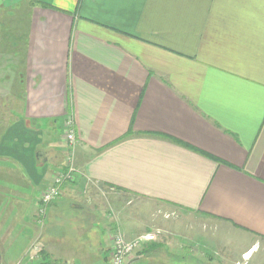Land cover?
Returning a JSON list of instances; mask_svg holds the SVG:
<instances>
[{
  "label": "crops",
  "instance_id": "obj_1",
  "mask_svg": "<svg viewBox=\"0 0 264 264\" xmlns=\"http://www.w3.org/2000/svg\"><path fill=\"white\" fill-rule=\"evenodd\" d=\"M0 1V264H110L118 230L155 234L127 264L264 249V0Z\"/></svg>",
  "mask_w": 264,
  "mask_h": 264
},
{
  "label": "built area",
  "instance_id": "obj_2",
  "mask_svg": "<svg viewBox=\"0 0 264 264\" xmlns=\"http://www.w3.org/2000/svg\"><path fill=\"white\" fill-rule=\"evenodd\" d=\"M66 126V142L68 145V153L66 155L65 167L54 177L53 184L48 187L41 195L38 202L37 222L39 226H44L47 219L49 206L60 199L63 194V186L75 179L78 168L75 163V152L78 139L75 131V120L73 115H69L65 122ZM155 238V234L149 233L138 238L129 240L121 231H116L113 235V244L110 253V264H127L133 259L134 254L142 248V246ZM43 251V245L39 238L29 246L26 258L29 261L39 259ZM246 254L244 257H246ZM247 259V258H245Z\"/></svg>",
  "mask_w": 264,
  "mask_h": 264
},
{
  "label": "rangeland",
  "instance_id": "obj_3",
  "mask_svg": "<svg viewBox=\"0 0 264 264\" xmlns=\"http://www.w3.org/2000/svg\"><path fill=\"white\" fill-rule=\"evenodd\" d=\"M1 4V1H0ZM2 7H0V45L3 44V42H1V38L4 36L6 39V27H7V22H6V14L8 12H13L15 14L19 13L20 11H18V9H20V6H15V8L8 10L6 9H2ZM22 11V10H21ZM18 20H16L14 23L18 24ZM10 26V25H9ZM16 33H15V38H16V42H17V38H18V33H17V27H15ZM15 40V39H14ZM13 40V41H14ZM174 219L171 218L170 221H173ZM213 228L210 229V227L208 228V231L213 234L216 233V230H212ZM223 243H225L224 245H220L217 250V252H213L212 254H208L206 261L208 264H264V249L259 250V248H261L260 246H257V250L258 251L253 259H245L244 256L248 253L242 254V249L244 248V246L249 243L247 239H245L242 236H238L235 238V236L231 237V236H226L224 238H222ZM226 246V248H225ZM201 251V250H200ZM252 251H250L249 253L251 254ZM249 254V255H250ZM198 255V254H197ZM246 260V261H245ZM250 260V261H249ZM28 262H30L28 260V258H24L23 256H21L19 259L14 260L11 262V264H28ZM4 264V263H3Z\"/></svg>",
  "mask_w": 264,
  "mask_h": 264
},
{
  "label": "bare ground",
  "instance_id": "obj_4",
  "mask_svg": "<svg viewBox=\"0 0 264 264\" xmlns=\"http://www.w3.org/2000/svg\"><path fill=\"white\" fill-rule=\"evenodd\" d=\"M247 258H249V256H246Z\"/></svg>",
  "mask_w": 264,
  "mask_h": 264
}]
</instances>
